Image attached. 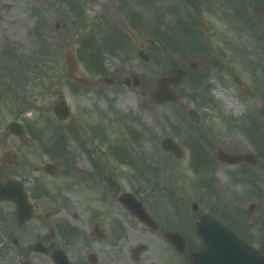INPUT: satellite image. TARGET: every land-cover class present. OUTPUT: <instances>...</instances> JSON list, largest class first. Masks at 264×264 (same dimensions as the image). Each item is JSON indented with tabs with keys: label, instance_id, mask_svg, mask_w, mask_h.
Here are the masks:
<instances>
[{
	"label": "flooded vegetation",
	"instance_id": "flooded-vegetation-1",
	"mask_svg": "<svg viewBox=\"0 0 264 264\" xmlns=\"http://www.w3.org/2000/svg\"><path fill=\"white\" fill-rule=\"evenodd\" d=\"M195 1L204 12L231 9L234 4L233 0ZM243 1L261 4V0ZM258 27L257 49L247 60L244 76L248 82L241 85V117L226 116L227 121L221 120L225 134L216 133L209 140L182 135L184 140L197 138L194 155L209 166L203 174L207 176H201L203 181L189 188L187 195L183 174L161 183L152 176L149 165L137 168L134 152L121 153L122 139L111 146L114 150L108 147L106 151V141L113 142L118 125L124 127L127 144L132 138L136 141L134 115L120 116L111 107L106 113L99 107L106 87L136 88L119 66L110 65L114 57L109 52L103 54L98 76L102 81L77 88L92 92L94 99L88 102L92 112L83 106V99L73 98L72 105L68 104V122L58 123L56 128L42 124L39 110L34 114L31 101L35 96L22 94L26 93L23 79L5 86L0 82V100L5 92L15 104L11 121L21 124L26 137L13 134L6 126L0 128V182L15 179L26 194V210L20 216L15 215L14 202L0 199V264H191L188 257L204 248L198 225L207 222L222 226L264 260V19L259 18ZM128 36L127 45L130 31ZM146 43L139 42L138 50L146 53ZM202 47L200 44L192 52L200 59L197 65L202 66L210 54L215 56L213 70L225 68L222 56L216 55H223L222 51ZM6 61L0 62V78L8 77L4 65H10L9 56ZM198 70L199 66L193 71ZM13 73L15 77L25 74ZM10 90H15L11 96L19 104L12 100ZM79 95L81 98L82 92ZM27 97L29 113L22 109ZM4 108L0 105V112ZM214 109L215 118H222L218 103ZM109 117L112 122L107 125ZM112 124L115 129L111 132ZM56 130L65 132L64 152L43 149L46 138ZM231 155H244L245 159L236 163L223 160ZM45 163L52 165L44 169ZM143 172L147 177H140ZM122 193H126L125 200L119 199Z\"/></svg>",
	"mask_w": 264,
	"mask_h": 264
},
{
	"label": "rangeland",
	"instance_id": "rangeland-1",
	"mask_svg": "<svg viewBox=\"0 0 264 264\" xmlns=\"http://www.w3.org/2000/svg\"><path fill=\"white\" fill-rule=\"evenodd\" d=\"M78 1L84 15L79 21L73 22L77 18V13L67 0H0V62L6 63V56L12 60L9 66L4 65V70L9 73L7 78H0V82L5 86L12 80L19 82L23 79L24 84H26L24 87L26 93L22 94L30 95L31 93L35 96L32 97L33 100L31 101L35 107L33 112L35 114L36 110H39L37 111L38 116L45 123L53 119L52 105L59 99L60 95H63L67 104L70 105H72L73 98L83 99V106L91 113L92 107L88 102L94 99V96L89 89L74 90V84L65 76L63 54L66 50L71 49L76 55L78 45L85 39L91 40V44H88L87 47L91 54L94 49L99 51L101 44L103 49L106 41L112 35L109 34L110 28L108 26L110 25L118 28L117 41L118 35L119 38L121 33L126 36L128 28H132L129 44V48L132 50L131 57L128 55L129 50L127 49V53L119 52V57L117 56L116 59H112L114 62L109 63L111 66H119L127 77L136 73L139 77V83L135 89L122 87V89L116 90L106 87L104 101L100 100L99 107L107 113L111 104L113 110L121 116L128 113L134 115L136 120L132 128L141 135V139L137 144L133 139L130 145L127 144L122 134V126L118 125L113 142L110 139L106 141V151H108V147L115 146L119 138L122 139L126 143L124 146L136 153L137 168H146L147 165L153 167L158 171L156 174L161 183H166V179L172 175L183 174L187 195L190 187L198 185L195 167L190 164L193 157V147L184 144L180 137L175 136L173 125L180 127L178 129L182 132L181 136L191 134L192 128L199 130L209 140L216 133L225 134L226 132L225 123L221 122L225 118H215L214 103H218L219 109L226 116H231L234 119L241 117L243 112V102L240 95L242 93L241 85L248 82L246 77L244 78L247 70L245 60L251 59L243 50L249 47L257 49V35L250 33V25L241 22V17L237 18L234 5L227 10L221 7L217 11L205 12L206 22L211 31L208 36H204L198 25V29L191 28L192 24L195 25V23L191 24V17L188 19L186 11L179 8L181 6L178 3H174L176 0ZM236 3L237 1H235ZM250 5L248 3L238 4V8L243 7L245 10L243 13L249 17L250 24L257 25L258 17L264 19L263 2V7H260V1L257 3L255 7L258 9L256 11ZM171 6H179L180 11H177L179 17L175 15V12L173 14ZM132 15L136 17L135 20L131 18ZM180 16L189 20L187 29L195 30L193 31L195 36L191 31L185 32L190 34L187 41L192 43L193 39L198 37L199 31L201 36L198 38L202 46L216 47L217 51H222L223 55L216 54L217 57L222 56L220 59L225 65L223 69L219 67L220 72L212 69V60L215 56L210 54L208 58L205 57V62L202 60L204 64L199 65L197 72L188 69L186 63L191 61L199 63L200 59L195 57L196 54L189 53L183 56L180 52L182 51L181 48L177 51L170 49L168 44L164 42L163 28L168 24L174 25V21ZM104 20L109 23L112 22V24H108ZM19 30L22 31L21 35L18 33ZM146 39L152 42L147 45L148 60L144 62L138 57L137 52L139 42ZM175 41L178 42L179 40L176 39ZM182 44L183 41L181 40L179 45ZM192 49L184 47L183 52L187 53ZM38 57L39 59L43 58V62L39 60L38 69L33 66L34 70H30L28 63ZM185 60L186 63H184ZM122 61H126L124 66ZM77 62L81 74L88 75L90 78L96 77V71L92 67L86 68L81 60H77ZM217 66L219 65H216V68ZM176 67L188 71L187 76L172 87L180 99L179 102L162 105L150 103L147 92L156 84L159 74L170 73ZM206 69L207 71H205ZM22 70L26 71V74H20V78L14 79L17 74H14L13 71L21 72ZM200 70L208 74L206 78L202 77L200 82H206L207 94L209 97L212 96L216 102L214 100L213 102L202 101L193 96L196 88L195 79L199 76L196 74H200L198 73ZM209 73H211L210 76ZM28 76L34 81H31ZM14 91L12 90L13 93ZM16 91L19 93V90L16 89ZM218 91L228 93L230 97L235 99L237 101L236 107L226 108V103L221 99H215V92ZM79 92H82L81 98H79ZM97 99L94 102L96 105H98ZM12 100L19 104L18 100L14 98ZM22 103V109L29 113V108H26L28 102ZM0 105H5L4 110L0 112V128H3L8 121L12 120V111L16 107L5 92L1 94ZM188 108L196 110L199 114V122H196V118L187 112ZM111 122V117H109L107 125ZM112 127L111 132L114 131L115 124H112ZM236 134L237 132L234 130V135ZM165 136L172 137L183 149V154L179 159L164 152L159 147L160 139ZM147 138L148 141H146ZM42 158H45V155ZM118 166L120 168L125 167L120 164Z\"/></svg>",
	"mask_w": 264,
	"mask_h": 264
},
{
	"label": "water",
	"instance_id": "water-1",
	"mask_svg": "<svg viewBox=\"0 0 264 264\" xmlns=\"http://www.w3.org/2000/svg\"><path fill=\"white\" fill-rule=\"evenodd\" d=\"M182 1L198 16L201 24H203L201 11H200L198 4H196L193 0H182ZM143 58L145 59V57H143ZM65 61H66V66H67V76L68 77L73 78L77 82L82 83V84H93V82H90L86 77H76L73 74V71L76 70V62H75V58L73 57V54L71 51H67L65 53ZM183 74H184V72L180 69L175 70L174 76L161 74L159 79H158L156 87L154 89H152L151 91H149V93H148L150 99L155 103H162L164 101L177 100V97L175 96V94L170 89L169 84L179 82V80L181 79ZM95 82H97V81H95ZM53 111L60 121H66L68 119V110L65 106L64 101H60L58 104L54 105ZM11 125H13V124H9V127ZM17 132L20 133V131H17ZM160 145L164 150L171 151L176 156H179L180 151L178 149V146L170 138H168V137L163 138L160 142ZM7 185H9V184H7ZM4 188H5V186L3 187L0 185V196L3 198L15 201V203L17 205V210L22 211L24 209V201H23L22 196H20L19 190L16 189L15 187H13L12 190H10V191L5 190ZM215 240L216 239L213 240L212 238L207 237L205 239V244L207 245V251L201 253L199 255V259L193 257L191 259L192 262H194V263L196 262L195 264H228L226 257L224 260V254H222L223 250H221V252H219V251L214 252L213 246L216 243ZM220 242L221 241H219V245H217L216 250H218V248L221 247ZM232 243H233V245H229V249L231 247H233L235 249H237L239 247L243 248L241 245H239L238 240L236 241L233 239V241H231V244Z\"/></svg>",
	"mask_w": 264,
	"mask_h": 264
},
{
	"label": "bare ground",
	"instance_id": "bare-ground-1",
	"mask_svg": "<svg viewBox=\"0 0 264 264\" xmlns=\"http://www.w3.org/2000/svg\"><path fill=\"white\" fill-rule=\"evenodd\" d=\"M0 18H1V15H0ZM18 33H19V35H21L22 31L19 30ZM218 96L221 97L224 100V102L226 103L227 107H230V106L236 107V104H237L236 100L233 99L232 97H230L228 93H226L224 95L218 94Z\"/></svg>",
	"mask_w": 264,
	"mask_h": 264
},
{
	"label": "trees",
	"instance_id": "trees-1",
	"mask_svg": "<svg viewBox=\"0 0 264 264\" xmlns=\"http://www.w3.org/2000/svg\"><path fill=\"white\" fill-rule=\"evenodd\" d=\"M96 66L99 67V63H96Z\"/></svg>",
	"mask_w": 264,
	"mask_h": 264
}]
</instances>
